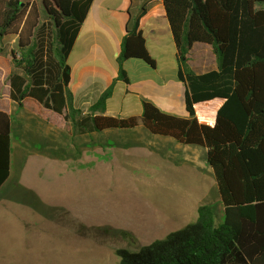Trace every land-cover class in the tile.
<instances>
[{"label": "trees", "instance_id": "16d2710c", "mask_svg": "<svg viewBox=\"0 0 264 264\" xmlns=\"http://www.w3.org/2000/svg\"><path fill=\"white\" fill-rule=\"evenodd\" d=\"M185 84L186 117L148 100L139 116L105 115L114 82H129L124 61L154 65L139 23L148 0L130 11L117 57L118 74L83 113L74 105L67 57L92 0H0V55L9 57V98H30L59 114L72 137L139 122L150 133L201 146L223 205V219L200 204L193 221L137 251L117 248V264H264V0H161ZM16 36L15 48L2 43ZM211 46L216 69L196 73L187 54ZM222 98L213 125L200 123L195 104ZM11 115L0 110V186L11 168Z\"/></svg>", "mask_w": 264, "mask_h": 264}, {"label": "rangeland", "instance_id": "374dc122", "mask_svg": "<svg viewBox=\"0 0 264 264\" xmlns=\"http://www.w3.org/2000/svg\"><path fill=\"white\" fill-rule=\"evenodd\" d=\"M16 40L10 35L2 43L15 48ZM8 67L9 57L0 55V110L11 115L12 144L15 151L21 147V156L18 175H10L0 186V264H117V248L137 251L163 238L193 221L196 212L189 214L200 204L213 205L216 220L222 221L223 205L205 149L152 134L140 122L130 129L69 137L71 145L63 150L75 153L73 159L55 161L43 155L52 154L51 140L62 132L35 101L26 99L19 108L10 100ZM166 96L156 98L164 105ZM181 100L172 95L177 114H184ZM87 138L89 152H85L87 143H82ZM133 140L138 145H124ZM151 140H166L181 151L203 149L200 171H193L189 162L180 165V171L167 169L165 156L148 151ZM177 158L180 153L171 162L176 164ZM13 161L15 168L17 160ZM155 168L166 176L152 177ZM185 207L187 217H180L175 225L158 231L151 227L149 222L159 221V208L181 214Z\"/></svg>", "mask_w": 264, "mask_h": 264}, {"label": "crops", "instance_id": "0c3cea01", "mask_svg": "<svg viewBox=\"0 0 264 264\" xmlns=\"http://www.w3.org/2000/svg\"><path fill=\"white\" fill-rule=\"evenodd\" d=\"M142 1L143 0H92L85 19L81 23L74 40L72 49L67 57V62L71 68L69 86L73 94L74 105L83 113L88 111L90 105L96 101L100 94L109 87L117 77V57L120 54L121 43L126 34V24L130 17V11L136 10ZM139 29L145 38L146 48L154 61V65H149L136 58L124 61L123 68L127 72L129 82L125 83L120 80L114 82L112 95L106 102L104 114L109 116H139L142 110V101L148 100L166 113L186 117L187 113L184 104L186 87L185 84L177 78V48L161 0H148L146 11L140 19ZM187 57L189 65L196 73H204L216 69L215 56L212 53L211 46L208 44L195 43L187 54ZM8 71L9 67L7 73ZM134 72L137 76H133ZM165 93L167 96L165 97L166 102H164L163 105V102L161 103L156 97H164ZM172 95H176L179 99H183V101L181 100V104L184 109V114H177L172 110ZM223 101L222 98L217 97L195 104L194 108L197 120L203 124L213 125L216 112L223 104ZM47 111L48 113L46 116L53 119V123H56L57 130L62 133L58 132L59 135L51 140L49 147L50 153L52 154L43 155L55 161H66L69 156L73 159L75 153L69 155V152H66L63 148L66 147L69 149L71 144H69L68 141L72 140L70 138L74 137L66 133L65 123L59 114L49 110ZM89 141L90 139L88 138L86 141L82 139V143H87L85 152L90 151ZM124 145L133 147L138 145V143L133 140ZM44 147H46V145L42 148ZM148 147V151L151 152V154L155 156H165L164 158H167L166 160L169 161V165L166 167L167 169L174 168L180 171L182 170L180 169V165L187 164L188 162L193 163L194 166L188 164L193 171H200L201 169V165L199 164L202 159L199 153L202 152L204 154L203 149L185 147L181 151L179 147L171 145L166 140H151V145L148 144ZM59 148H62L61 153L58 152ZM83 148L84 146L82 145V149ZM161 148L166 150L164 154ZM20 152L21 147L17 148L15 151L11 143V168L9 176H13L15 173V177L19 173ZM179 153L181 154V158H177V163L173 164L171 159H174V156ZM14 159L17 160L15 168H13ZM166 168L163 167L161 171L164 172L167 170ZM208 169L212 172L209 166ZM160 173L161 172L155 168L151 175L152 177H159L160 175L162 177L166 176L165 173ZM166 184H169V182ZM161 209L162 208H159L161 216L157 218L159 221L149 222L155 231L166 230V227L168 228L169 225L178 223L180 217H187L186 207L181 214L177 212L167 213L164 209ZM195 212L196 210L194 213L191 212L192 215H189L193 216ZM145 234L147 235V231Z\"/></svg>", "mask_w": 264, "mask_h": 264}]
</instances>
